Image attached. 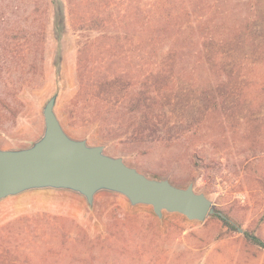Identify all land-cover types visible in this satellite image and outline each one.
Instances as JSON below:
<instances>
[{"label": "rangeland", "instance_id": "374dc122", "mask_svg": "<svg viewBox=\"0 0 264 264\" xmlns=\"http://www.w3.org/2000/svg\"><path fill=\"white\" fill-rule=\"evenodd\" d=\"M55 2L0 0V148L38 140L58 94L71 137L217 214L27 192L0 202V264H264V0H59L61 31Z\"/></svg>", "mask_w": 264, "mask_h": 264}, {"label": "water", "instance_id": "95a60500", "mask_svg": "<svg viewBox=\"0 0 264 264\" xmlns=\"http://www.w3.org/2000/svg\"><path fill=\"white\" fill-rule=\"evenodd\" d=\"M58 94L44 105V131L30 146L0 148V202L40 190L82 196L92 207L100 192L124 196L132 206H151L158 218L178 213L203 222L217 214L214 203L194 185L179 187L154 179L105 152L104 146L75 139L64 129L55 110Z\"/></svg>", "mask_w": 264, "mask_h": 264}, {"label": "trees", "instance_id": "16d2710c", "mask_svg": "<svg viewBox=\"0 0 264 264\" xmlns=\"http://www.w3.org/2000/svg\"><path fill=\"white\" fill-rule=\"evenodd\" d=\"M55 4L57 6V11H56V28L61 31L62 28H63V26H64L65 18H64V14L62 12V8H61V4H60L59 0H57V2H55ZM145 105L146 104L143 101L141 103V109L142 110L144 109V106ZM220 218H221L222 222L224 223V225L226 227H229L230 229H234L233 223L228 218H225V217H220ZM245 237H246L247 241L250 242V243H252L253 245H256V246H259L261 248H264V242L260 238H258L257 236H255L254 234L249 233V232H246L245 233Z\"/></svg>", "mask_w": 264, "mask_h": 264}]
</instances>
